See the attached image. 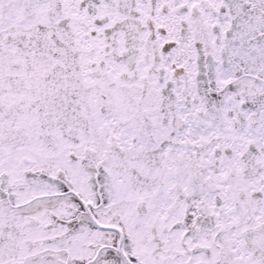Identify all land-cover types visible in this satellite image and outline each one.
Returning <instances> with one entry per match:
<instances>
[{
  "label": "snow or ice",
  "instance_id": "1",
  "mask_svg": "<svg viewBox=\"0 0 264 264\" xmlns=\"http://www.w3.org/2000/svg\"><path fill=\"white\" fill-rule=\"evenodd\" d=\"M0 264H264V0H0Z\"/></svg>",
  "mask_w": 264,
  "mask_h": 264
}]
</instances>
